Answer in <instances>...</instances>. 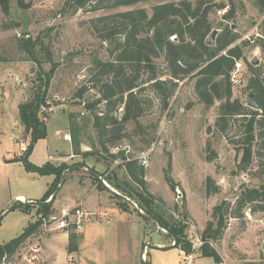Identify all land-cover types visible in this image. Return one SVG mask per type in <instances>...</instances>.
Returning a JSON list of instances; mask_svg holds the SVG:
<instances>
[{
  "label": "rangeland",
  "instance_id": "rangeland-1",
  "mask_svg": "<svg viewBox=\"0 0 264 264\" xmlns=\"http://www.w3.org/2000/svg\"><path fill=\"white\" fill-rule=\"evenodd\" d=\"M23 1L28 7L20 8L17 0H8V14L0 7V66L6 67L1 70L18 74L12 88H6L10 94L14 92L13 89L21 88L29 98L37 83L38 71L50 68V58L57 67L50 81L47 99L52 105L55 102L58 104L47 108L46 112L51 114L54 108L56 117L63 116L62 110L75 112L80 117L77 140L89 153L80 154L79 161H56L59 162L57 164L69 166L63 172L61 186L56 189L62 207L81 203L89 213L83 229L76 231L80 237L78 250L67 253V244L60 237L62 232L44 234L40 238L41 258L30 264H143L142 259L145 264H217L210 257L200 256L198 241L206 222L211 219L212 207L221 200L232 203L242 186L256 187L261 183V175L256 171V159L246 172L235 173L240 153L231 140L238 139L242 128L236 124L227 134L221 133L214 125L219 102L209 108L204 107L189 81L178 82L166 108L162 107L159 97L151 88L146 87L142 95L146 102L143 115L136 122L125 124L124 132L129 137L122 139L115 147H109L110 153L116 156L115 161L110 163L100 154L89 111L82 104L95 100L98 94L95 89L89 88L83 92L81 99L75 98L76 91L89 84L95 62L110 58L109 44L93 30L91 20L135 8H145L150 13L151 6L157 1L99 10H91L90 7L74 9L69 0ZM211 1L222 3L228 10L234 7V30L240 35L236 43L246 40L241 39L243 35L255 31L264 35V13L258 11L253 0ZM214 9L209 13V20L212 29L220 31L224 26H229V22L219 17ZM25 36L36 42L37 64L17 47V40ZM255 46L256 42H249L243 48V56L247 60L254 56ZM257 58V64H252V68L246 67L240 84L232 86L233 98L238 97L246 102L250 74L256 71L264 75L261 49ZM6 81L7 84L12 83V79ZM0 84L5 86L3 80H0ZM20 132L23 134V129ZM53 139L57 140L54 134ZM59 141L62 144L60 148L64 149L66 142L62 139ZM207 142L215 153L211 161L206 158L210 154L206 150ZM16 147L13 145L14 150ZM85 156L89 157L87 162H92L93 166L88 167L84 163ZM122 158L136 159L138 164L144 165L146 189L157 198L154 203L177 222L185 224V238L193 246L190 256L180 253V248L185 250L181 245L171 246L172 238L165 229L147 217L136 200L125 196L115 187L122 186L123 181L128 180L120 166ZM75 164L83 165L75 169ZM93 171L100 174L102 184L109 190L98 187ZM166 174L171 177L174 189L166 182ZM36 176L42 181L54 178L52 174ZM206 177L212 178L219 186V192L206 194ZM78 193L84 198L79 199ZM120 195L124 199L118 197ZM48 198L51 200L50 196ZM47 199L45 201L49 202ZM82 199H85V203L81 202ZM54 200L51 208L57 210L61 205L54 203ZM11 202H7L0 212V244L22 231L19 218L25 215L18 211H7ZM37 209V205H32L30 212H34L26 215V218L30 221L38 219L41 213L36 214ZM51 241L54 244H50ZM210 245L221 259L218 264H264V212L246 211L241 219L229 218L221 238L216 242L210 241Z\"/></svg>",
  "mask_w": 264,
  "mask_h": 264
},
{
  "label": "trees",
  "instance_id": "trees-1",
  "mask_svg": "<svg viewBox=\"0 0 264 264\" xmlns=\"http://www.w3.org/2000/svg\"><path fill=\"white\" fill-rule=\"evenodd\" d=\"M147 1H157L151 6L150 13L145 8H135L91 20L93 30L100 33V37L109 44L110 58L95 62L89 84L79 88L75 98L81 99L83 92L89 88L95 89L98 94L95 100L82 104L89 111L100 154L110 163L115 161L116 156L110 153L109 147H115L122 139L129 137L124 132L125 124L136 122L143 115L146 102L142 95L147 88H151L159 97L162 107L166 108L178 82L189 81L198 101L204 107L209 108L219 102L214 125L221 133L227 134L232 125L236 124L242 128L237 140L228 137L240 153L235 173L246 172L256 159V171L261 175V183L256 187L242 186L232 203L221 200L212 207L211 219L199 234L202 241L199 252L200 256L210 257L218 264L221 259L210 241L216 242L221 238L228 219H241L246 211L264 212V75L252 72L247 82L248 91H253L258 109L246 106V102L238 97L233 98L230 72L234 60L242 59L246 67L252 68V63L243 56V48L249 42L244 40L236 43L240 35L231 28L235 17L233 6L222 16L223 20L229 22V26H224L217 33L214 44L208 45L205 39L212 30L209 13L213 8H222V3L211 0H69V4L74 9L90 7L91 10H99ZM253 2L258 11L264 13V0ZM17 4L20 8L28 7L23 0H17ZM0 7L8 14V0H0ZM17 47L37 64L36 42L31 37L25 36L17 40ZM49 61L51 66L48 70L38 71L37 83L30 97L17 106L18 121L23 128V135L28 138V146L23 155H15L12 161H20L28 172L52 174L54 178L38 201H14L7 207V211L18 209L29 213L32 205H37L36 214L41 213L42 217L54 211L51 206L57 195L56 189L61 186L63 172L69 168L65 163L55 165L49 161L37 166L28 160L35 143L47 135L46 119L50 114L40 112V106L49 108L58 104L55 102L52 105L47 99L50 81L57 67L50 58ZM206 150L210 152L206 158L211 161L215 153L210 150L208 142ZM122 159L120 166L128 180L123 181L122 186L115 187L125 196L136 200L147 217L165 229L174 241L173 247L181 245L185 250L180 249L190 255L193 246L185 238V224L177 222L171 214L167 215L161 206L154 203L157 198L146 189L144 165L138 164L136 159ZM92 173L96 174L94 180L98 187L108 189L99 181L100 174L94 171ZM165 180L172 189L175 188L168 174L165 175ZM205 186L207 195L220 190L210 177H206ZM49 196L51 200L46 202ZM118 197L124 199L121 195ZM40 222L41 219H36L28 223L20 234L0 244V262L3 258L11 257L19 245L37 230ZM79 238L74 231L68 233V254L78 250Z\"/></svg>",
  "mask_w": 264,
  "mask_h": 264
},
{
  "label": "crops",
  "instance_id": "crops-1",
  "mask_svg": "<svg viewBox=\"0 0 264 264\" xmlns=\"http://www.w3.org/2000/svg\"><path fill=\"white\" fill-rule=\"evenodd\" d=\"M1 69L5 70L6 67L0 66V71H2ZM12 74H8L3 71L0 73V80H3L5 84L4 87H2L0 84V212L7 202L38 201L42 197L51 180H53V178L50 180L45 178V181H42L40 180L41 178L36 176L38 174L26 171L20 161H12L13 157L16 155L17 147L15 150L13 149V145L15 144H13L11 141L9 134L12 131L20 132L21 129H23L18 121L17 106L20 102H23L28 97L27 95H24V92L21 88L20 90L18 88L13 89L14 92L11 94L8 92L7 88L11 89L15 77H18V74ZM4 77H6V79H12V83L7 84V81ZM18 84H21V82L18 81ZM10 85L11 87H9ZM62 112L63 116L56 117L53 108L52 113L46 119L47 135L45 138L40 139L35 143L30 155L28 156V160L32 164L41 166L45 162L49 161L50 163L56 165L59 163L56 162L57 160L66 162L67 159H75L72 161H79V158L81 157L80 154H89L88 152H85L87 151V148L84 150V146L82 147L77 140L80 117H78L73 111L65 112L62 110ZM53 134L57 137V140L53 139ZM64 135H66V138H64ZM59 139H62L66 142V144H63L64 149L60 148L62 144H60L61 142ZM87 158L89 157L84 159V163L88 167L93 166V164H91L92 162H87ZM80 165L83 164H75L73 168L79 169L77 167H80ZM86 165L84 167H87ZM93 175L96 176V174ZM77 197H80L79 199L84 198V196L80 195V193L77 194ZM77 197L75 196V198ZM55 198L56 199L54 200V203L60 206L61 203L57 195ZM82 200L83 201L81 202L85 203V199ZM67 204H69V201ZM12 211H18L25 215L19 218V224H21L20 228L22 231L28 223L35 221V219L30 221L28 218H26V215L30 216V214L34 212L33 210L30 213H24L18 209ZM89 228L90 226L87 227V229ZM60 237L63 239L64 243L67 244V234L64 232L60 233ZM52 242L53 241H51L50 244H54ZM162 245L163 244H159L158 246Z\"/></svg>",
  "mask_w": 264,
  "mask_h": 264
},
{
  "label": "built area",
  "instance_id": "built-area-1",
  "mask_svg": "<svg viewBox=\"0 0 264 264\" xmlns=\"http://www.w3.org/2000/svg\"><path fill=\"white\" fill-rule=\"evenodd\" d=\"M228 11L227 7L218 8L215 10L216 14L222 18L224 14ZM241 39H246L250 43H255L254 56L260 49L263 52L264 57V35L262 33L255 31L251 34H246L241 37ZM252 59V58H251ZM248 58V61L251 60ZM246 71V66L242 59L234 60V66L230 72V82L232 86L239 85L243 74ZM47 107L44 105L40 106V112H46ZM9 137L13 144L17 146V156L23 155L27 150V139L19 131H12ZM66 138V135H64ZM50 198L47 199L49 201ZM53 209V208H52ZM54 210V209H53ZM89 213H87L81 203L73 206L60 207L54 210L51 214L46 217L40 216L41 222L35 232L30 234L18 247L16 252L9 258H3L0 264H30L37 262L41 258V245L40 238L44 234H54L58 232H76L83 229L84 223L88 218ZM198 241L200 245L202 241L199 237ZM174 244V241H172ZM181 254H185L183 250H179ZM190 256V255H188Z\"/></svg>",
  "mask_w": 264,
  "mask_h": 264
},
{
  "label": "water",
  "instance_id": "water-1",
  "mask_svg": "<svg viewBox=\"0 0 264 264\" xmlns=\"http://www.w3.org/2000/svg\"><path fill=\"white\" fill-rule=\"evenodd\" d=\"M231 28H234V23L232 21V24H231ZM219 32V30L217 29H212L211 32L209 33V35L206 37L205 39V42L208 44V45H213L214 42H215V37L217 35V33ZM258 58L257 56H253L252 59L250 60V62L255 65L258 63ZM246 106L252 108V109H258V104L256 102V99L254 97V93L252 90H249L248 91V94H247V100H246ZM156 223V222H155ZM158 225V223H156ZM160 226V225H159ZM174 244H171V246H173ZM143 260V264L144 263V259Z\"/></svg>",
  "mask_w": 264,
  "mask_h": 264
}]
</instances>
